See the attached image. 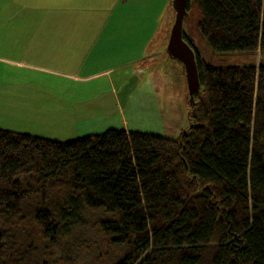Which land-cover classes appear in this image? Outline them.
Listing matches in <instances>:
<instances>
[{"label":"trees","instance_id":"16d2710c","mask_svg":"<svg viewBox=\"0 0 264 264\" xmlns=\"http://www.w3.org/2000/svg\"><path fill=\"white\" fill-rule=\"evenodd\" d=\"M187 10L215 57L185 32L201 90L180 137L0 129V264H264V0Z\"/></svg>","mask_w":264,"mask_h":264},{"label":"crops","instance_id":"0c3cea01","mask_svg":"<svg viewBox=\"0 0 264 264\" xmlns=\"http://www.w3.org/2000/svg\"><path fill=\"white\" fill-rule=\"evenodd\" d=\"M174 11L173 0H0V129L57 141L130 132L124 105L134 106L140 95L123 94L126 84L149 76L153 100L160 101L168 87L162 69L146 76L141 66L163 48L166 59L169 39L156 40ZM175 69L173 82L183 91L185 73L181 65ZM107 92H114V105L90 103ZM112 109L121 121L106 128ZM52 131L59 138L46 134Z\"/></svg>","mask_w":264,"mask_h":264},{"label":"rangeland","instance_id":"374dc122","mask_svg":"<svg viewBox=\"0 0 264 264\" xmlns=\"http://www.w3.org/2000/svg\"><path fill=\"white\" fill-rule=\"evenodd\" d=\"M173 15L174 16H172V18L170 19L171 21H168L169 22L168 25L166 26V23H164V25L161 27V30L159 32V35L157 36L156 41H158V39H162L164 40L163 43L165 44L166 42H168V39H170L171 31L176 19V11H174ZM169 17L170 14H165L163 17L164 21L167 22V20H169ZM200 20L201 17L199 11H195L190 16L186 17L184 23V30L195 44L197 51L202 56H204L205 59L212 60L211 58L215 57L213 56V51L209 48L207 42L203 40L202 36L198 31V24ZM156 44L157 43H155L154 46H156ZM164 44L162 45V47H164ZM163 52L165 54L164 48H163ZM163 52L161 53L158 59H156V57L154 58V61H152L153 63L150 62L146 63L148 66L147 68H146V64H143V66H141V68L143 69L142 73L143 74L145 73L146 76L151 73L154 74V72L161 73L160 71L161 69L164 71V73H166L169 83L166 90L165 87H162L161 93L163 94L159 95L161 101L160 99L153 100L154 92L152 91V86L150 84L151 82L149 81V76L148 78H142L143 76L141 77L140 75H138V77L137 76L134 77L133 80H131V82H128L126 84L127 89L125 90V92H123V94H126L128 90L137 89L138 92L137 95H140V97L135 99L133 104L135 103L136 104L134 106L132 107L129 106L130 108L128 107L126 108V105H124L125 111H123L122 113V121L123 122L127 121V126L130 128V131L149 133L167 138H178L182 135L184 131L188 130V128L190 127L189 116L192 109V101L188 89L187 79H185V87L183 88V91L181 90V87H178L173 82L174 75L177 73L175 68L178 65H181V69L184 71L186 78V71L184 64L175 59L170 58L167 54V51H166L167 54L166 59H164L163 57L165 56L163 55ZM158 61L161 62L156 63ZM245 62L247 61L238 57H234L230 61L231 64H242V65H244ZM248 62L250 63V61ZM177 70L181 75V71L179 70V68ZM182 78L183 75L181 79ZM101 84L103 85L104 82H102ZM120 92H122L121 89ZM113 94L114 92L112 93L107 92L104 94V96L103 95L101 96V99L99 97L98 99L91 100L90 103H92L93 105L104 103L112 106L114 105V103H116ZM149 96L151 98H149ZM146 98L149 99L150 104L147 103ZM137 105H139V107H137ZM160 106L164 110L163 114L162 113L157 114V109ZM110 112L112 113V116H106L104 119V123L107 126L106 128H108L110 124H112V126L118 125L119 122L121 121V119H119L116 116L117 115L116 110L112 109L110 110ZM46 134L51 137H54L55 139L59 138L56 136L61 135L56 131L47 132ZM75 134L76 133H73L69 136L74 137L76 136ZM61 140H66V139H61ZM89 239L92 241L93 245L95 243H100V240L97 238L95 232L90 234ZM94 253L97 255L98 250L95 249ZM93 256L87 253L82 256V258L78 261L77 264H94L95 257Z\"/></svg>","mask_w":264,"mask_h":264},{"label":"water","instance_id":"95a60500","mask_svg":"<svg viewBox=\"0 0 264 264\" xmlns=\"http://www.w3.org/2000/svg\"><path fill=\"white\" fill-rule=\"evenodd\" d=\"M187 4L188 0H173V7L176 11V19L166 51L170 58L184 64L188 89L192 105H194L195 96L201 90V81L196 51L184 37V23L188 15Z\"/></svg>","mask_w":264,"mask_h":264},{"label":"bare ground","instance_id":"6f19581e","mask_svg":"<svg viewBox=\"0 0 264 264\" xmlns=\"http://www.w3.org/2000/svg\"><path fill=\"white\" fill-rule=\"evenodd\" d=\"M189 98V97H188Z\"/></svg>","mask_w":264,"mask_h":264}]
</instances>
